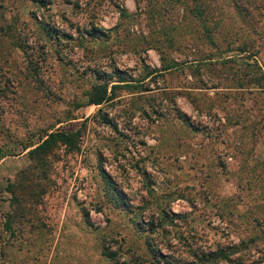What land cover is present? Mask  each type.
<instances>
[{"label":"rangeland","instance_id":"obj_1","mask_svg":"<svg viewBox=\"0 0 264 264\" xmlns=\"http://www.w3.org/2000/svg\"><path fill=\"white\" fill-rule=\"evenodd\" d=\"M233 244L220 264H264V0H0V264Z\"/></svg>","mask_w":264,"mask_h":264},{"label":"trees","instance_id":"obj_2","mask_svg":"<svg viewBox=\"0 0 264 264\" xmlns=\"http://www.w3.org/2000/svg\"><path fill=\"white\" fill-rule=\"evenodd\" d=\"M90 35H94L95 31H89ZM242 50V49H241ZM175 62L165 64L163 70L171 69L172 67H175ZM118 82H126L128 83L127 79H124V77L118 76ZM109 79H105L102 82H98L97 84L92 85L91 90L88 92V100L87 104H102L105 101L111 99V94L109 91L110 89H114L117 85L111 84L113 81ZM130 84V83H129ZM80 135V130H74V131H67V130H55L49 133H46L44 137L40 139L38 144H36L34 147L29 149L27 152L29 155L32 156H42L43 154H46L49 152L57 143H61L66 145L68 148L73 149L76 147L77 138ZM32 145V144H31ZM24 148H28L27 145L24 146ZM166 215V213H164ZM179 216V215H178ZM255 241V238H251L250 241ZM245 244L242 246L244 247ZM257 246V245H255ZM237 247V244L233 245H220L217 246L214 251H201L200 253L194 255L197 257V263L196 264H220L222 261H232L231 255L232 251H235ZM258 247V246H257ZM104 254L108 256H112V252L108 249V247H105ZM243 256V255H242ZM244 258V256H243ZM243 260L240 259V262ZM254 263V262H253ZM249 264V263H248Z\"/></svg>","mask_w":264,"mask_h":264}]
</instances>
